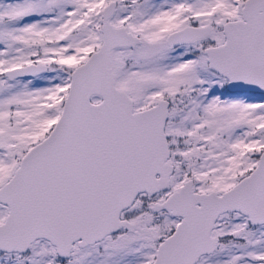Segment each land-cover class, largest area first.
Returning a JSON list of instances; mask_svg holds the SVG:
<instances>
[{"label":"snow or ice","instance_id":"1","mask_svg":"<svg viewBox=\"0 0 264 264\" xmlns=\"http://www.w3.org/2000/svg\"><path fill=\"white\" fill-rule=\"evenodd\" d=\"M0 264H264V0H0Z\"/></svg>","mask_w":264,"mask_h":264}]
</instances>
